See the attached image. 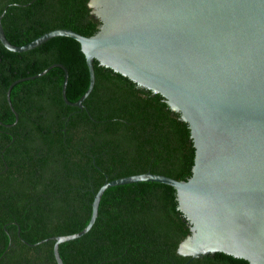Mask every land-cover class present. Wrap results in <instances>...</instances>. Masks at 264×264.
Segmentation results:
<instances>
[{
  "label": "trees",
  "instance_id": "1",
  "mask_svg": "<svg viewBox=\"0 0 264 264\" xmlns=\"http://www.w3.org/2000/svg\"><path fill=\"white\" fill-rule=\"evenodd\" d=\"M90 0H0L9 41L27 44L58 28L91 36L100 20ZM69 73L66 94L78 101L90 75L80 43L57 36L24 52L0 41V264H57L52 236L89 223L95 193L107 181L150 171L187 180L195 146L187 122L161 94L94 60L95 85L84 108L62 97L65 71L16 83L51 65ZM20 229V233L18 230ZM190 223L170 185L139 181L111 186L83 236L63 242L64 264H251L225 252L192 258L179 244Z\"/></svg>",
  "mask_w": 264,
  "mask_h": 264
},
{
  "label": "water",
  "instance_id": "2",
  "mask_svg": "<svg viewBox=\"0 0 264 264\" xmlns=\"http://www.w3.org/2000/svg\"><path fill=\"white\" fill-rule=\"evenodd\" d=\"M89 6L101 22L95 34L58 28L24 45L6 37L2 17L7 8L0 15V41L6 48L24 52L53 37H71L80 43L90 75L88 89L76 102L67 97L69 73L62 64L17 79L7 90L13 124L19 117L11 101L16 83L60 66L64 101L84 108L97 60L161 94L180 113L196 149L192 175L179 180L147 171L107 180L94 195L84 229L30 245L55 240V259L64 264L59 245L92 228L107 188L154 181L176 189L178 207L190 223L180 255L202 258L220 251L264 264V0H90Z\"/></svg>",
  "mask_w": 264,
  "mask_h": 264
}]
</instances>
